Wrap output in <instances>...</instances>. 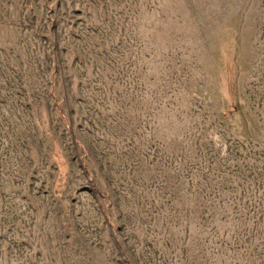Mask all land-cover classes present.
<instances>
[{
    "label": "rangeland",
    "instance_id": "374dc122",
    "mask_svg": "<svg viewBox=\"0 0 264 264\" xmlns=\"http://www.w3.org/2000/svg\"><path fill=\"white\" fill-rule=\"evenodd\" d=\"M0 264H264V0H0Z\"/></svg>",
    "mask_w": 264,
    "mask_h": 264
}]
</instances>
